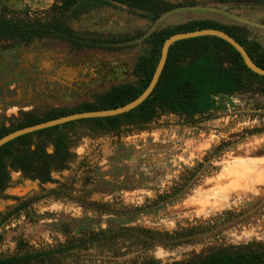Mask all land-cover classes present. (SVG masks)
Returning a JSON list of instances; mask_svg holds the SVG:
<instances>
[{"label": "rangeland", "instance_id": "1", "mask_svg": "<svg viewBox=\"0 0 264 264\" xmlns=\"http://www.w3.org/2000/svg\"><path fill=\"white\" fill-rule=\"evenodd\" d=\"M161 2L175 8L152 20L116 4L60 16L52 0H0V19L61 20L78 40L0 37V126L94 103L115 85L138 86L134 69L150 56L151 35L188 21L244 26L264 51V28L190 10H221L264 27V0ZM217 105L190 118L158 111L148 125L82 137L71 148L73 162L53 172L50 184L12 172L0 193V259L70 246L47 264H199L214 253L264 250V133L254 134L264 130V97L244 92ZM210 153L215 169L187 186L186 170ZM198 232L205 234L182 238Z\"/></svg>", "mask_w": 264, "mask_h": 264}, {"label": "trees", "instance_id": "2", "mask_svg": "<svg viewBox=\"0 0 264 264\" xmlns=\"http://www.w3.org/2000/svg\"><path fill=\"white\" fill-rule=\"evenodd\" d=\"M60 16L67 12H88L100 5H121L129 10L145 13L156 20L175 6L161 0H52ZM219 4H253L257 0H216ZM218 30L234 39L247 53L251 61L264 70V51L255 42L245 37V27L235 24H220L209 20H192L166 28L150 37L152 51L149 57L138 60L134 74L139 85L119 84L97 96L94 103H84L73 108L46 112L43 116L29 118L20 124L5 129L0 126V139L14 131L47 121L78 113L112 110L138 98L147 88L158 64L162 44L169 37L200 30ZM61 20L51 25L38 22L13 23L0 19V37L19 38L25 42L33 38L56 36L78 43ZM258 94L264 97V78L250 72L239 54L226 42L215 37H199L180 41L168 51L166 63L158 83L149 96L135 110L121 116L105 119L80 120L61 126L24 135L0 148V193L9 188L10 174L19 173L24 179L40 185L53 182L52 173L67 170L73 162V143L82 137L118 134L123 128L148 125L158 114L165 111L177 116H203L217 110V98L241 93ZM262 131V130H260ZM192 176V174H191ZM174 195V192L171 193ZM163 196L160 199L166 200ZM19 206L15 211L23 209ZM23 245V243H19ZM66 247L55 251H42L13 255L0 259V264H47L53 255H62L71 250ZM264 250L243 255L224 252L205 257L199 264H261Z\"/></svg>", "mask_w": 264, "mask_h": 264}, {"label": "water", "instance_id": "3", "mask_svg": "<svg viewBox=\"0 0 264 264\" xmlns=\"http://www.w3.org/2000/svg\"><path fill=\"white\" fill-rule=\"evenodd\" d=\"M190 10H192V11H208V12H212V13H217V14H221L224 17H226L227 19H229L233 22L239 23V24L247 25L250 27H256V28H264L260 25L253 23V22L247 21L245 19L239 18L237 16H234L232 14H229V13H227L225 11H221V10H216V9H212V8H191ZM199 37H215V38H218V39L226 42L228 45H230L239 54V56L241 57L245 67L250 72H252L253 74H255L259 77L264 78V70L257 67L251 61V59L248 57L246 51L234 39H232L230 36H228L227 34H225L223 32L218 31V30L208 29V30H200V31H195V32H190V33L176 34V35L169 37L162 44L159 61H158V64L155 68V71L152 75L150 83L148 84V86L144 90V92L138 98L133 100L132 102H130V103H128L122 107L112 109V110L73 114V115H69L66 117L58 118L55 120L47 121L44 123H40V124H37L34 126H30L27 128H23V129L14 131V132H12V133H10V134H8V135H6L0 139V148L4 145L14 141L15 139H17L19 137H22L24 135H29V134H32V133H35L38 131L50 129L53 127L61 126V125L67 124V123L76 122V121H80V120L113 118V117L121 116V115H124L126 113H129V112L135 110L144 101H146L149 98V96L151 95V93L155 89V87L158 83V80L162 74V71L164 69L166 59H167V55H168V51H169L170 47L177 42L195 39V38H199ZM261 264H264V262Z\"/></svg>", "mask_w": 264, "mask_h": 264}, {"label": "flooded vegetation", "instance_id": "4", "mask_svg": "<svg viewBox=\"0 0 264 264\" xmlns=\"http://www.w3.org/2000/svg\"><path fill=\"white\" fill-rule=\"evenodd\" d=\"M261 133H264V130H262V131H260L259 130V132H257V133H254V134H261ZM230 145V144H229ZM225 147H227L226 145L223 147V149H225ZM214 155H213V153H210V155L205 159H203V160H201L200 161V163H198L195 167H193V168H191V169H188V170H186V173H187V179H189L190 181L187 183V186H188V184L190 183V182H192V183H196L197 181H199L198 180V178L199 177H203V172H212L215 168L212 166V162H209L211 159H212V157H213ZM191 174H192V176H191ZM182 180H186L184 177H182ZM185 184V183H184ZM186 188H184L183 190H181V191H178V192H175V191H173L174 192V196L172 197V199L174 198V197H177L178 195H183V194H185L186 192H184V190H185ZM172 192V193H173ZM167 201V199L165 200H163V202H166ZM254 211H249L247 214H245V215H243V218L244 217H247V216H250L252 213H253ZM228 215V214H227ZM224 224H226L225 222L222 224V225H224ZM222 225H220V226H218L217 228H215V230L217 231V232H219V230H218V228L219 227H221ZM211 228H208V230L207 231H209ZM215 230H212L210 233H215ZM206 231V230H205ZM209 233V232H208ZM205 233L203 232V234H202V232H198L197 234H189V233H186V235L184 236V237H182V238H188L189 240L191 239V238H195V237H197V236H200V235H204ZM192 240V239H191Z\"/></svg>", "mask_w": 264, "mask_h": 264}]
</instances>
